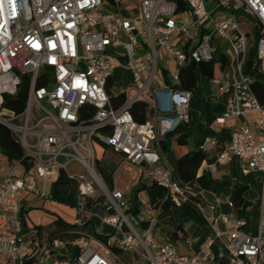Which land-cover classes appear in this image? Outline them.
<instances>
[{
    "label": "built area",
    "instance_id": "built-area-1",
    "mask_svg": "<svg viewBox=\"0 0 264 264\" xmlns=\"http://www.w3.org/2000/svg\"><path fill=\"white\" fill-rule=\"evenodd\" d=\"M179 1L182 10L177 0H141L138 15L128 18L108 11L110 6L119 9L120 0H0V124L23 152L0 177V264H126L124 253L132 255L134 264H211L218 231L190 255L153 237L160 204L170 201L179 207L187 199L163 165L161 142L189 124L192 98L190 90L159 84V61L163 52L168 55L178 86L184 67L212 60L218 44L223 46L227 62L215 96L225 101L222 118L231 138L218 147L216 138L207 136L200 150L217 148L218 163L232 155L244 171L264 173V105L254 94L255 78L244 72L253 46L251 71L264 81V0ZM116 70L132 74L120 93L108 85ZM24 76L25 105L16 113L4 107V97L16 94ZM120 95L122 101L112 100ZM161 95L167 104H160ZM136 102L148 111L141 124L130 113ZM249 114L256 115L254 131L240 125ZM95 144L123 156L162 188L160 204L147 205V218L130 217L123 193L99 177ZM70 165L80 167L82 174L74 178L75 218L65 221V235L52 236L39 226L27 233L21 194L44 197L46 185ZM97 197L103 198L100 213L86 205ZM93 217L111 229L101 236L107 242L83 228ZM221 220L229 239L228 264H264V198L256 236L239 230L242 219ZM144 223L147 228L141 227Z\"/></svg>",
    "mask_w": 264,
    "mask_h": 264
},
{
    "label": "crops",
    "instance_id": "crops-1",
    "mask_svg": "<svg viewBox=\"0 0 264 264\" xmlns=\"http://www.w3.org/2000/svg\"><path fill=\"white\" fill-rule=\"evenodd\" d=\"M125 1L128 0H120L119 9L110 6L108 11L115 14L120 13L123 17L128 18L137 16L140 1L123 6L122 4ZM218 45V49H223L220 43ZM172 68L173 62L163 52L159 61V84L165 87L179 88L180 85L177 86L169 78ZM117 74L128 75L127 85L132 81V74L123 70H116L113 73L112 88L120 93L127 85L123 89H116L115 76ZM217 79L197 78L189 102V124L186 126L190 131V137L187 143L179 145L176 142L177 134H173L167 139V150L163 151L161 148L164 157L163 165L171 169L174 181L186 192L187 199L182 201L179 207H172L170 225L154 228L153 237L158 241H167L170 238L169 233L173 230L172 228H178L184 235V239H176L173 244L178 253L190 255L198 251L199 246L213 235L214 230L218 231L221 236L212 245L214 258L211 264H228L225 245L229 239L226 226L223 224L221 217L231 216L242 219L244 224L239 230L249 237L256 236L260 201L264 198V173L244 171L238 159L232 155H229L226 161L218 163L216 161L217 148L204 152L205 160L196 171V177L192 182L183 183L176 169L177 159L189 151L200 150L203 140L207 136L215 137L218 147L228 143L231 138L232 130L224 125L222 118L225 101L215 96ZM158 101L160 104L165 105L167 104V97L161 95ZM255 121L256 115L249 114L246 115L245 122H240V125H247L254 131ZM103 157L111 163L117 164L112 176L113 186L123 193L128 206L127 214L133 218L138 216L147 218L149 216L146 210L147 205L152 200H161L164 194L163 190L151 188V182L144 177L141 169L125 162L123 156L113 154L109 150L104 152L102 148L100 155H97V159ZM5 174L6 168L0 164V177ZM235 186L245 187L242 194V203L237 207H234L231 201L232 190ZM135 189L137 192L134 201H132V193ZM141 227H144L143 224ZM109 230V234H111L112 231Z\"/></svg>",
    "mask_w": 264,
    "mask_h": 264
},
{
    "label": "trees",
    "instance_id": "trees-1",
    "mask_svg": "<svg viewBox=\"0 0 264 264\" xmlns=\"http://www.w3.org/2000/svg\"><path fill=\"white\" fill-rule=\"evenodd\" d=\"M179 2V9H183L181 1ZM255 60V49L250 47L248 56L244 66V72L250 74L255 78L256 83L253 85V91L258 99L259 103L264 105V81H261L259 76L251 71ZM227 58L218 49L216 56L208 62H200L197 64H188L180 71L179 75V85L180 89L192 91L197 82V78H206L208 80L217 79L221 76V73L226 65ZM42 82H39L41 85ZM111 82H108L110 85ZM28 89V77L24 76L22 79V84L14 95H6L4 97V107L8 110L19 113L23 110L25 105V99ZM123 95L117 98L112 97V100L122 101ZM130 113L137 123H144L147 119V107L142 102L134 103L130 108ZM177 134L176 142L179 145H185L190 137V131L187 129L186 125H181L179 129L173 133ZM173 134H168L164 141L161 142V148L163 151L167 150V139ZM104 152L108 151V148L101 144ZM0 154L4 155L8 163H12L16 160H20L23 157V152L21 147L17 143L16 139L12 133L2 124H0ZM121 156V155H120ZM205 160V153L201 150L189 151L185 155L181 156L176 161V169L179 174L180 180L183 183H190L196 177V171L200 167L201 163ZM23 163L26 168L29 166V162L25 159ZM117 164L111 163L107 158L97 159L95 162V170L99 177L102 179L104 184L108 188L113 187V173L116 169ZM151 188H156L162 190L156 183L151 182ZM245 190L243 186H235L232 190L231 201L234 207L241 205L242 194ZM78 196V183L72 178L65 170H61L58 173L56 180L51 184L50 192L47 198L54 202L65 205L67 207L73 208L76 206ZM103 203V198L97 197L96 199H87L86 205L88 208H92L95 212H101V204ZM151 204H160L159 200H152ZM173 204L170 201H165L160 204V213L157 217V223L155 228L163 225H170L171 223V209ZM24 212V210L22 209ZM41 227V226H39ZM38 227V228H39ZM88 232L95 234L93 226L91 223L87 222L84 227ZM68 229V224L61 218L55 217L49 227L45 228L52 236L62 237L65 235ZM173 230L169 233L170 238L167 241L174 242L176 239H184V235L178 228L173 227ZM96 235V234H95ZM105 242H107L106 237H101Z\"/></svg>",
    "mask_w": 264,
    "mask_h": 264
},
{
    "label": "rangeland",
    "instance_id": "rangeland-1",
    "mask_svg": "<svg viewBox=\"0 0 264 264\" xmlns=\"http://www.w3.org/2000/svg\"><path fill=\"white\" fill-rule=\"evenodd\" d=\"M141 0H128L125 1L122 5H129V3H138ZM127 3V4H126ZM210 10V7H207ZM217 19V17H215ZM169 78L172 79V76L169 75ZM116 79V89L120 90L126 87L129 77L125 74H117ZM173 80V79H172ZM171 82L173 83V81ZM102 151V146L100 144H95V152L97 155H100ZM108 158V156H107ZM0 164L6 168V172L10 168L9 163L4 155L0 154ZM66 172L72 177L76 178L81 175V168L76 165H70L66 168ZM118 178V177H117ZM116 180V178H115ZM51 184H47L44 188L45 196L40 197L31 193H22L20 196V201L24 207V216L28 226L27 233L33 231L35 227L41 226L42 228H47L51 225L52 220L55 217H61L64 221L72 223L75 218V212L72 208L65 205L59 204L47 198V195L50 192ZM38 189L42 190L40 181L38 180ZM137 190H133L132 197L134 201L135 193ZM92 224L94 231L97 235L107 236L110 233V228L102 224L101 220L97 217L92 218ZM143 228H146L147 224H143ZM123 260L126 264H134V258L132 255L125 253ZM143 264H149L148 262H143Z\"/></svg>",
    "mask_w": 264,
    "mask_h": 264
}]
</instances>
